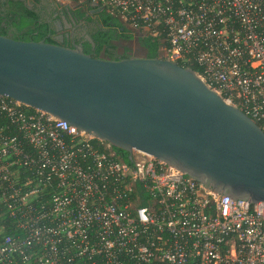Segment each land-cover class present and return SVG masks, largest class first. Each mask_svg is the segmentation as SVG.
<instances>
[{"label":"built area","instance_id":"obj_1","mask_svg":"<svg viewBox=\"0 0 264 264\" xmlns=\"http://www.w3.org/2000/svg\"><path fill=\"white\" fill-rule=\"evenodd\" d=\"M90 1L164 37L264 131V0ZM0 264H264V202L0 95Z\"/></svg>","mask_w":264,"mask_h":264},{"label":"water","instance_id":"obj_2","mask_svg":"<svg viewBox=\"0 0 264 264\" xmlns=\"http://www.w3.org/2000/svg\"><path fill=\"white\" fill-rule=\"evenodd\" d=\"M0 95L128 153L145 152L215 192L264 202V131L192 67L93 58L0 35Z\"/></svg>","mask_w":264,"mask_h":264},{"label":"trees","instance_id":"obj_3","mask_svg":"<svg viewBox=\"0 0 264 264\" xmlns=\"http://www.w3.org/2000/svg\"><path fill=\"white\" fill-rule=\"evenodd\" d=\"M71 1L76 3L75 15L93 24L88 30L91 42L85 41L82 45L86 54L114 61L130 58L128 52L131 49L127 47L121 54V42L137 37L147 51V58H166L168 43L164 37H154L141 25L125 20L119 13H111L105 7L93 5L90 0ZM50 3L59 4L54 0H0V35L17 41H44L62 46L55 37L56 26L50 20L53 13L48 11ZM64 40L67 41V37ZM192 67L199 71L197 66ZM114 149L125 161H129L127 152Z\"/></svg>","mask_w":264,"mask_h":264},{"label":"flooded vegetation","instance_id":"obj_4","mask_svg":"<svg viewBox=\"0 0 264 264\" xmlns=\"http://www.w3.org/2000/svg\"><path fill=\"white\" fill-rule=\"evenodd\" d=\"M50 7L48 9L51 13L50 20L53 21V24L56 26V39L62 46L70 47V46H81L85 41L91 42V37L89 35V26L93 24L88 22L86 19L78 18L75 15L74 8L75 7H67L66 5L50 3ZM50 14V13H49ZM63 24V26H61ZM64 37H67V41L64 40ZM125 42H137L140 46L139 48L132 49L130 45L122 44L121 46V54L124 53V49L127 47L131 49L128 52L130 57H140L144 58L147 57V51L141 46L137 37L129 41H122L121 43Z\"/></svg>","mask_w":264,"mask_h":264},{"label":"rangeland","instance_id":"obj_5","mask_svg":"<svg viewBox=\"0 0 264 264\" xmlns=\"http://www.w3.org/2000/svg\"><path fill=\"white\" fill-rule=\"evenodd\" d=\"M54 1H57L58 3L62 4V5H69L71 7H74L76 6V3L75 2H72L71 0H54ZM125 45H130L132 47V49H136V48H139V44L137 42H125L123 43Z\"/></svg>","mask_w":264,"mask_h":264}]
</instances>
